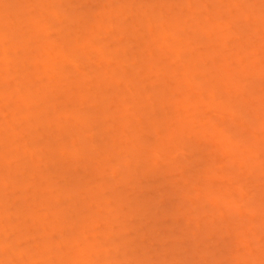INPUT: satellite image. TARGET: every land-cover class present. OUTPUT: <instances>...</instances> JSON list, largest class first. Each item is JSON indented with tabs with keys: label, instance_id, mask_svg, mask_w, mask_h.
Segmentation results:
<instances>
[{
	"label": "rangeland",
	"instance_id": "374dc122",
	"mask_svg": "<svg viewBox=\"0 0 264 264\" xmlns=\"http://www.w3.org/2000/svg\"><path fill=\"white\" fill-rule=\"evenodd\" d=\"M139 1L0 0V15H5L10 23V25L2 26H7L9 28L7 33L11 36L10 41L9 38L7 40L3 37L0 38V96L2 94V98L4 97L3 95L6 96L4 92L8 93L7 97H14L11 98L12 104L13 102L15 103V100L19 102L20 98L27 97V99H29L28 97H32L35 100H40V102L43 103L41 104V108L44 109L43 105L45 106V104L48 103L44 100L49 99L51 96H55L56 98V95H58V102L62 100L65 102L64 99L72 98L69 104H73V107L75 106L79 111H90L94 104H98L99 97L97 96L99 92L106 98H103L106 101L103 102L105 103V116L87 127H83L76 122V124L71 122L72 119H70L71 121H66L60 114H55L56 125L57 123L60 124L59 122L62 121L69 126L71 125L68 127V129L72 127L70 129L71 134H77L79 138H81V134L78 132H85V138L87 134L93 136L91 138L88 136L89 139H86L84 142L88 147V153L84 152L86 156L83 154V150L86 151V149L82 148V146L85 145L82 142L85 138L80 141L83 144L80 146V152H78V150L75 151V147H78L80 142L78 145H75L73 151L75 159L72 157L74 160L71 159L72 155H68L69 151L66 150L67 155L74 163L69 162L71 161L69 158H65L67 156L65 155L66 151L64 152L63 158L67 161L62 157L61 159L58 157L56 160L53 158L54 160L48 161V156H52L49 150L56 145L61 147V145L66 142L68 145V141L73 136L66 137L63 135L64 132L60 126H50L48 122H44L46 118L42 120L43 117L41 118V115L38 113V107L40 105L38 101H36L38 104L34 105L33 108L25 107L22 105L23 103L19 102L21 108L15 111L13 108L15 105L13 107H11L10 104V107L5 106V100L0 99V154L3 152L4 157V150L8 147V149L13 152V155L11 154L12 156H10V159L7 158V155L5 157L9 159V161L7 160L8 162L12 163L13 161V167L10 166L17 170L16 173L8 170L13 174L7 176L6 173L8 174V172L7 169H5L6 167L3 166V168V164L0 163V174H2L0 178L3 179V175L6 176L4 180H1L0 190H2L3 193H7L9 196L12 194V196L18 198L22 196V194L24 195L25 192L31 195V191L35 190H31V185L23 186L24 183L16 184L12 179L15 175H19L23 171H31L28 167L25 168L22 166H29L28 164L31 165L32 163L34 165L37 164L39 167L35 165L38 167L36 173L39 172L40 174L41 171L42 177L39 178L38 175L36 176L33 170L34 173H29L32 175H29L27 179L33 181L31 182L29 180L32 184H38V187L40 186L42 188L40 189L37 187L38 190L40 189L39 193H43V195L47 194L44 195V197L48 196L49 193L46 191L48 190L47 183L49 181L51 187L56 183V187L59 188L60 186L63 187V185H67V182L70 180L67 187L69 186L68 188L72 190V197L70 196V200L69 198L67 199L70 203L74 201L72 203L73 206L71 205L73 207V212H71V210L67 211L69 208H67V210H65V208L64 210L71 212L69 214L67 213L69 217L66 216V218H70L71 221L74 220V223H76L74 226V223L70 220H63L57 212L56 215L59 216H53L50 206H48L47 209L41 204V207L39 206L41 202L38 201L37 198H35L36 200L32 203V201H30L31 197L27 198L25 195L26 198H24L28 200L24 203H27L28 206L27 201H29L33 205L38 213L37 217H40V215L45 216L46 214L47 216H43V219L46 218V223L54 225L57 229L55 228L56 231L52 229L55 231L53 232L49 230L51 227L49 225L50 227H48L47 231H45L46 227L43 228L45 233H48L49 236L45 235L47 236L45 237L38 235L39 232L36 233V231H38L40 226L39 219L37 217L32 219V212V215L26 214L29 221L26 219L22 224H20L21 216L18 219L16 218L17 221L14 219L17 215H14L15 217L12 216L13 218L9 217L11 219L9 220L11 224L8 223V220L5 221L6 218L3 217L1 220L2 222L0 221V223L4 225L1 226L0 224V264H51L52 262H54L52 264H57V260H60L62 256L65 260L61 263V259L58 264H264V260L261 259V257L264 258V253L261 254L262 251L264 252V168L260 169L257 165L258 163L261 165L260 162L264 163V0ZM154 1H159V3L161 2L165 6L162 5L163 9L160 5V7H157L156 4H158V2L155 3ZM129 2L132 3L130 4ZM137 2L139 4H137ZM168 2L169 6L167 4ZM123 4H126V9L124 8L122 10L125 11L121 13L122 15L124 13V17H122L121 23L119 24L118 22L121 17L118 18V21L114 16L118 15L119 10L116 11V9H119L120 5ZM141 5H147L148 7L146 6L143 9L144 6ZM150 5L155 8L157 7V9L154 10L155 12L153 11L152 13L151 10L154 8H149ZM140 6L145 10L146 13L144 14H146L145 17H147H144L145 20H143L144 18L141 16L144 14H141V21L139 23V15L137 16L135 13H137V9L139 11L141 10L139 9ZM122 7H120V10ZM89 9L92 10L90 11ZM133 9H136L135 12H132ZM246 10L249 11V13ZM85 11H87V14H96L92 19L91 15H85ZM109 11H111L113 15H111ZM126 11H129L128 13L131 11L129 15H133L134 13L135 17L131 15L134 19L125 14ZM97 12L103 13L101 19L99 17L100 14L98 16ZM105 12L107 14L109 13L106 16H109L110 20L104 16L106 14ZM141 12L144 11L141 10ZM158 13L160 18L157 16ZM148 15L150 16L148 17ZM126 16L127 19H125ZM85 17L90 21L95 19L92 23L95 24L92 25L91 22H89L91 24L90 26L88 21L84 20ZM151 17L155 18V21L158 17V20L160 19L159 21L162 22V24L159 21H156V23ZM106 18L110 22V28L113 27L112 30H114V33H110L109 30H106L108 27L103 28L109 24ZM135 18L138 22H136ZM131 20H134V22H130ZM83 21L91 28L85 27ZM102 21L105 23L104 25ZM152 22L156 24L152 26L150 24ZM96 23H98L99 29ZM133 23H135V26ZM116 24H122V30L124 33L126 32L124 39L120 40V42L118 41L121 38L114 41L115 38H117L116 36L123 37V33L121 34V32H119L121 30H119L118 33L115 31L121 28L119 26H117V28L114 27ZM2 26H0V29ZM156 26L158 27L159 33ZM204 26H207V28H204ZM101 27L102 29H100ZM144 27H146V29ZM149 28H152V31H150ZM30 32L32 33L27 36ZM205 32H211L212 35H207L209 37L207 38ZM112 34L117 35L113 36ZM151 34L152 36L156 35V39L158 38L157 41L155 39L156 42L153 41L154 38L152 39ZM86 35L87 37H85ZM93 37H95L96 40L98 39L97 42L91 40ZM222 37L225 42L222 40ZM28 39L30 41H27ZM65 41L74 44L72 51L69 50L70 47L67 46L68 42ZM65 43H67V45H65ZM86 44L91 47H87ZM112 45L113 50H110V46ZM83 46H85L84 49ZM17 50L20 51L17 53ZM178 50V54L174 53V51L177 52ZM36 51L40 52L42 56L40 53L36 54ZM171 52L172 56L169 55ZM48 54L50 56L52 55V59H50L51 61L49 62L50 64L52 61H55V59H57V61L60 59L59 57L55 58V56H62L64 54L62 59L64 63L61 61L62 63L56 65V61V63H54L56 70H49L46 67H49V65H44V61H42ZM53 54L56 55L53 56ZM158 54L164 57L159 56L157 62L154 60H156L155 58H157ZM25 55L28 59H25ZM201 56L205 59L203 61L205 66L202 65L203 63H198L202 59ZM21 57H25L26 63L29 61L30 64L31 62L32 64L34 63V65L36 64L37 67L33 69L34 71L37 70L35 73H38L43 67L44 69H42V71H49L46 77L49 76L52 78L53 76L54 80L50 78L49 82L48 78L46 79V77L43 76V78H40V81L39 77L37 76V78V74L34 72L35 75L29 76L27 72L33 67L27 69V72L24 71L25 69L22 70V67L24 68L25 66L20 67L21 64L18 65V59H21ZM13 60H18L17 67L12 63ZM151 60L159 64V67L155 64L158 69L155 70L154 67L150 69L152 66L149 64ZM20 63H22V61ZM227 63L228 65H226ZM251 63H254L255 66L252 67ZM30 64L29 66H32V64ZM77 65H80V67H77ZM197 66H199V70L205 67V69H207L206 75L205 72L201 74L200 71H195L198 70ZM224 66H227L226 70H230L231 73L228 71L227 74L226 71H224ZM248 66H251L252 69ZM216 67H223L224 70L215 69ZM180 68H183V71ZM185 68L188 69L187 71L189 73ZM244 68H249L250 71L248 69L247 72L241 71L245 70ZM237 69L240 70L239 74L237 73ZM149 70H152V72H149ZM173 70H175L176 74L178 73V75H176L178 79L173 75L175 74ZM42 71L40 70V72ZM47 71H43V75H45ZM50 71L51 75H49ZM61 71H66L65 74H63L65 79L68 77V80H62L63 77L60 75ZM178 71H180V73ZM191 71L192 73H190ZM193 71H195V74ZM55 72H59V74L57 75ZM163 72L167 76L173 73L172 75L177 80L180 79L182 81H180L181 83L179 85L181 86L179 89L182 87L184 92H182V90H177L181 92L179 100H182V102L178 101L179 104L175 110L169 107L171 105L169 103L171 95L167 88L169 85L174 86L177 80H174V77L170 76L172 79H168V77L165 82V78L162 77L164 74ZM181 72L182 74L185 72V75H182ZM243 72L248 74L245 73L248 78L243 76ZM232 73L234 75L236 73L237 75L232 78ZM220 74L221 77L228 76L231 78H225V81L220 84L221 86L218 91L212 94L213 98L209 99L208 95V98L205 99L211 100L212 103L217 102L218 105L216 108H220L216 110L213 108L214 106H212V103L210 107H204L201 102H203V98L209 94L206 82L212 81L214 83L215 81L212 79L218 78ZM179 75L187 78L190 76L189 78L191 81H189L192 82L194 86H190V84L187 86L189 78L185 80V77L180 78ZM26 76L31 77V79ZM69 77H72L71 82ZM235 77H244L241 78L243 80L246 78L245 81L241 79L239 81V78H237L238 82H236V84L239 83L240 85L238 89H236V85L232 84L237 81L235 80L233 82ZM44 78L46 80H44ZM247 79L249 80L247 81ZM30 80L33 81L31 82ZM139 80L145 83L143 82L142 85H140L141 81ZM67 81L71 83V86L69 85L71 89L66 93H62V90H59L61 95L53 91V89L57 91V88H54L57 86L58 89L62 88L65 92L64 89L68 87ZM241 81L244 83V86ZM7 82H10V85ZM47 82L50 83L52 87L54 86L52 92L50 91L51 86H48V90L46 89L48 85ZM43 83L44 85L46 83V86H44ZM176 85H178V83ZM40 87H42V89H40ZM138 87L143 88L139 89ZM212 87L214 88V86ZM127 88L129 89L127 90ZM216 88L217 86H215L214 89L216 90ZM231 89L237 91L233 92ZM18 90L20 93L17 92ZM163 91L164 94L168 93L167 95H169V98L163 94L160 95V97L165 96V99L167 98L166 100H168L170 105L168 106V104L163 103V108L159 110L160 106H158V109L156 108L157 105H159L157 102V98L159 97L158 93L161 94ZM253 94L257 97L255 99L256 102L251 101L250 103L253 104H250L248 103L250 100H246L245 103L244 100L247 96L249 99L250 96L253 99L255 98ZM59 95H61V97ZM30 99L26 101L29 102V104H31ZM100 99L103 100L102 98ZM162 100L160 99V101ZM139 101L144 102V106L147 107H143V113H146L144 116H149L147 112L151 109L154 111L157 109V111L153 114L152 112L150 113L152 114L150 115L152 119H147V117L142 118L143 123L138 126H141L145 131L142 130V137H139H144V139L143 141L141 138L138 139H140L141 141H139L143 142V144L137 145V149L133 150L131 148L134 146H131L130 142L135 138V130L132 131L133 129H130L127 122H133V116H135V114H137L135 116L137 119L138 116L140 118L141 112L137 113L135 108H133L134 106L131 105L134 103L136 105L137 102L139 104ZM231 101L234 102L233 105L239 103L245 106H241L242 108H240V111H242L243 108L246 109L239 112L240 114L238 113L239 116L242 115L244 119L243 123L241 122L243 120L242 117H235L239 122L233 118V121L235 120L237 122L235 124V121L233 122L230 120L232 116H227L226 113L228 109L232 108V106L230 108L227 107ZM126 102L128 103L127 107L124 106V103L127 105ZM142 102L140 103L141 105L143 104ZM49 103L48 105L50 106ZM203 104L205 105L204 102ZM245 104H247V106ZM235 105L233 108H235L234 110L237 112L239 111L236 110L238 104L237 107H235ZM91 106L92 108H90ZM148 107L150 109H148ZM50 108L51 106L49 109ZM95 109L96 108H94V110ZM21 113L25 114L22 115ZM98 114L99 112L96 111L94 116ZM170 114H172L173 117L170 116ZM115 116H121V119L119 118L120 121L118 119L114 121ZM169 118H173V120H175L174 123L177 124L174 127L173 125L170 126L173 130L177 129V126H179V128L181 127L177 133V137L183 140L188 148L172 149L171 152H174L173 154H161L160 157L157 159L155 158V160L153 157L154 154L151 153L152 150H156L157 147H155V149L153 146L151 150L149 145L154 143L152 145H157L160 149V145L166 142L169 123L164 122H167ZM57 120H59V122ZM121 120L124 122L126 121L125 126L121 125V123H123ZM149 120H151V122L152 120L156 122L159 121L163 123V125H161L159 129H152ZM99 121L105 123L103 129L101 125L98 127L97 123ZM130 125L132 126L133 124ZM153 126L155 127V125ZM169 130L171 129L169 128ZM29 133L30 135L27 136ZM60 142L61 144L59 145ZM115 142H117V144H115ZM128 143L130 144L128 145ZM110 144L115 150L110 148V151L108 148ZM117 145L119 146L117 147ZM58 146L53 149H56ZM145 146L147 148L149 147L150 150L144 148ZM167 146L168 145H165V147ZM105 147H107L110 152L106 150ZM31 148L34 149H32L31 153L35 151V156L30 153L34 158L29 155ZM103 148L104 151L106 150V153L107 151L109 152L110 156H112L113 153L114 155L112 156L113 158L109 157V154L108 156L105 155L107 160H109L108 157L110 158L111 161L109 160L108 162L110 164L105 163V161L103 164L107 167L100 168L103 167L101 161L106 159V157L104 159V155H102L106 154L105 152L103 153ZM145 149L148 150V155ZM10 150L6 151L9 152ZM62 151L60 150V152ZM47 153L50 155H47ZM80 153L84 157L82 160L86 159L88 157L87 155H92L91 161H96L97 163L89 162L90 158H88L89 160L86 159V161L88 164L90 163V167H86L88 164L85 163V160H81ZM98 153H100L99 156H103L104 160H97ZM144 153L147 157L150 154L151 157H149V159L153 158L152 163L154 165V169H151V173L149 172L146 176H144V172L148 167L144 172H142L140 168L143 167L141 166L142 163L146 162L140 159L142 155L144 156ZM137 154L141 156L139 159ZM46 155L47 158L45 159ZM77 156L78 159H76ZM115 156L120 158L118 159L117 157L115 159ZM146 156L144 157L146 158ZM95 157L97 158L93 159ZM28 158L30 160L33 158L34 160L28 161ZM1 160L2 159H0V161ZM75 160H78V162ZM138 160L142 161H140L141 163L139 162L141 164L140 167L138 166L139 163H137ZM2 161H4L3 163L5 164V160ZM154 161L156 162L154 163ZM98 163L100 166L97 165ZM134 164L138 167H134ZM7 165L9 166V163H7ZM61 165H63L65 172L66 170L70 171V177H67L68 179L63 178L64 174L62 176L66 184L64 180L59 177L61 169L58 170V168L61 167ZM148 166L150 165L148 164ZM262 166L264 167L263 164ZM31 168H34V166ZM135 169L136 171H134ZM138 170L140 172H138ZM69 171L66 172L68 175ZM98 172L100 175L97 174ZM258 172L262 174L260 175ZM22 174V178L26 179L28 174H26V172ZM95 174L106 179L107 182L114 183L115 185L110 183L113 189L116 185L118 188H115L116 190L114 191L110 186L114 191L111 190L112 193L107 187L101 189L104 181L102 178L99 179V177L94 178ZM33 176L38 178H34ZM107 182L105 186L108 185ZM26 183H28V181H26ZM238 185L244 189L241 190L243 191L242 193L239 191L241 188H239ZM66 190L64 189V192ZM55 191L57 193V189L54 190V193L52 191V193L55 194ZM99 191L101 192L99 193ZM95 193L97 195L100 194L101 197L104 198L101 204L95 203L98 202ZM50 194L51 193H49V195ZM58 194L61 195V193ZM62 194L64 195V193ZM69 194L70 191L68 195L65 194L66 197L69 196ZM12 196L10 199L13 198ZM45 198L48 199L49 197ZM94 198L97 200L95 201ZM21 199H23V196ZM32 199H34V197ZM55 199L57 200L58 197H55ZM7 202H9V199ZM43 203L47 205L46 199L44 198ZM61 203L62 202H60L58 207L63 205V203ZM64 203L65 206L70 205L66 201ZM238 204L239 209H237L236 206ZM12 207H15V204L14 206L12 205ZM12 207L7 209L11 211L13 210ZM3 208H5V205H3L0 199V215H3ZM23 208L22 210H24ZM31 209L30 210L33 211V208ZM55 209L53 211H55ZM79 210L81 212H79ZM13 211L11 212L14 214L16 210ZM7 212L8 211H6V214ZM71 214L73 215L70 216ZM64 215H62V217ZM250 220H252L253 223L250 222ZM5 223H7V225H5ZM39 231L42 234L44 233L41 229H39ZM50 231L52 232L49 233ZM103 234L109 236H104ZM48 241L50 242L47 243ZM51 241L53 243H51ZM123 243H125V246ZM103 252H105V254ZM47 253H49V255ZM76 253L78 255L82 253L83 255L77 256ZM75 255L77 261L74 259ZM259 256L260 259L257 261L256 257L258 258ZM50 257L52 261H49ZM52 257L54 258L52 259ZM78 257H81L85 263L83 261L81 263ZM71 258L73 261H70L72 260ZM130 258L135 260L129 261ZM67 259L68 262L71 263H68ZM136 259L138 263H136ZM140 259H142V262ZM74 260L76 262H74Z\"/></svg>",
	"mask_w": 264,
	"mask_h": 264
},
{
	"label": "bare ground",
	"instance_id": "6f19581e",
	"mask_svg": "<svg viewBox=\"0 0 264 264\" xmlns=\"http://www.w3.org/2000/svg\"><path fill=\"white\" fill-rule=\"evenodd\" d=\"M138 1H139V0H138ZM139 2H140V1H139ZM154 2H155V3L158 2V4H156L157 7H158L159 5L161 6V8H162L163 6H165V5H163L161 2H160V3H161V4H160L159 1H157V2L154 1ZM129 3H130V2H129ZM131 3H132V2H131ZM131 3H130V4H131ZM163 3H164V2H163ZM130 4H129V7H130ZM135 4H136V3H135ZM137 4H139V3L137 2ZM153 4H154V3H153ZM165 4H166V3H165ZM167 4H168V6H169V2H168ZM170 4H171V3H170ZM125 5H126V4H125ZM125 5H124V4H123V5H120V7L124 6V7H122L121 10H120V7H119V9H118V8H117V9L114 8V9H116V11L119 10L118 15H117V16H116V15L114 16V18H117L116 20H118V18L121 17V18H120V21L118 20V21H119V22H118L119 24L121 23V19H122V17H124V13H123V15H122L121 13H122V12H125V11H122L124 8L126 9ZM154 5H155V4H154ZM162 5H163V6H162ZM131 6H132V5H131ZM141 6H144V5H141ZM141 6L139 7V9H141V10L144 11V12H141V10L139 11V10L136 8V9H137V11H136L137 13H135L137 16L139 15V17L141 16V14L146 13L145 10H143V9H144L147 5H145V6L143 7V9L141 8ZM160 6H159V7H160ZM166 6H167V5H166ZM127 7H128V5H127ZM147 7H148V6H147ZM150 7H152V6L150 5L149 8H150ZM157 7L155 8V7L153 6L152 9H153V8H154V9H153V10L150 9V10L152 11V13H153V11H154L155 9H157ZM95 8H96V7H95ZM149 8H148V9H149ZM136 9H135V10H136ZM162 9H163V8H162ZM55 10H56V9H55ZM89 10L91 11L92 9H89ZM110 10L113 11L112 9H110ZM135 10L133 9L132 12H135ZM146 10H147V9H146ZM251 10H252V8H251ZM251 10H250V12H251ZM93 11H94V10H93ZM101 11H102V10H101ZM111 11H109V13H110ZM116 11H115V12H116ZM138 11H139V12H138ZM246 11H247V10H246ZM56 12H57V10H56ZM85 12H86L85 15H88V16L91 15V13H90V14H87V11H85ZM107 12H108V11H107ZM128 12H129V11H128ZM128 12L126 11L125 14L129 15V14L131 13V11H130V13H128ZM154 12H155V11H154ZM247 12L249 13V11H247ZM88 13H89V11H88ZM105 13H106V12H105ZM105 13H104V14H105ZM109 13H108V14H109ZM138 13H140V14H138ZM147 13H150V12H147ZM95 14H96V13H95ZM95 14H92V15H91V16H92V19H93V16H95ZM97 14H98V16H99V14H100L99 17H100V19H101V16H102L103 13H101V12H100V13L97 12ZM108 14L106 13L104 16L107 17L106 15H108ZM114 14H115V13H114ZM116 14H117V12H116ZM135 14L133 13L134 17H135ZM111 15H113L112 12H111ZM120 15H121V16H120ZM131 15H132V14H131ZM131 15H129L130 18L134 19V17H131ZM133 15H132V16H133ZM145 15H146V14H144V15L141 16V17L144 18ZM150 15L153 16L152 14H150ZM150 15H148V17H149ZM154 15H155V14H154ZM88 16H87V17H88ZM129 16H128V18H129ZM157 16H158V17L160 16L159 13L157 14ZM87 17H85L84 20L88 21V23L91 22V24H92L93 21H94L95 19H94L93 21H90V20H87V19H86ZM102 17H103V16H102ZM105 17H104V18H105ZM139 17H138V19H139V23H140V21H141V20H140L141 17H140V18H139ZM146 17H147V16H146ZM146 17H145V18H146ZM158 17H157V19H156L157 22L160 20V19L158 20ZM88 18H89V17H88ZM96 18H97V16H96ZM107 18H109V20H110V17H109V16H108ZM107 18H106V19H107ZM112 18H113V17H112ZM145 18H144L143 20H145ZM151 18L154 19V21H155V18H153V17H151ZM159 18H160V17H159ZM92 19H91V20H92ZM125 19H127V16L125 17ZM111 20H112V19H111ZM114 20H115V19H114ZM116 20H115V21H116ZM135 20H136V18H135ZM146 20H147V19H146ZM161 20H162V19H161ZM96 21H97V20H96ZM107 21H108V19H107ZM123 21H124V20H123ZM132 21L134 22V20H131L130 22H132ZM156 21H155V22H156ZM207 21H208V20H207ZM108 22H109V21H108ZM136 22H138V20H136ZM136 22H135V23H136ZM144 22H145V21H144ZM157 22H156V23H157ZM159 22H160V21H159ZM83 23H84V21H83ZM98 23H99V22H98ZM98 23H96V26H97V28L99 29V27H98V25H97ZM102 23H103V21H102ZM111 23H112V21H111ZM116 23H117V22H116ZM124 23H125V22H124ZM135 23H133L134 26H135ZM142 23H143V21H142ZM147 23H148V21H147ZM156 23L153 24V22H152V23H150V24L153 26V25H155ZM160 23L162 24V22H160ZM160 23H159V24H160ZM200 23H201V22H200ZM84 24H85V23H84ZM91 24L89 23L90 26H91ZM94 24H95V23H94ZM94 24H92V25H94ZM100 24H101V22H100ZM104 24H105V23H103V25H104ZM119 24H116V26H114V25H113V26L116 27V28H117V26L121 27L122 24H121V25H119ZM126 24H127V23H126ZM126 24H125V25H126ZM133 24H132V26H133ZM198 24H199V23H198ZM2 25H10V23H9L8 20L6 19L5 15H0V26H2ZM12 25H13V23H12ZM89 25L87 26V25L85 24L84 26H85V27L87 26V27L89 28V27H90ZM108 25H109V26H108ZM108 25H107L106 27L104 26L103 28H107V27H108V29H106V30H109L110 33H111V32L114 33V30H112L113 27L110 28V22H109ZM111 25H112V24H111ZM137 25H138V24H137ZM157 25H158V24H157ZM205 25H207V24H205ZM126 26H128V25H126ZM92 27H93V26H92ZM119 27H118V28H119ZM156 27H157V26H156ZM205 27L207 28V26H204V28H205ZM90 28H91V27H90ZM116 28H114V29H116ZM122 28H123V27H121V28H119V29H117V30H115V31L118 33V31L121 30V31H119V32H121V34L123 33V34H122L123 37H118V36H116L117 34H116V35H115V34H112L113 36H116V37H117V38L114 37V38H115L114 41H117L118 38H121V39H119L118 42H120V40H123V39H124V36H125L126 32L124 33V31L122 30ZM124 28H125V27H124ZM144 28L146 29V27H144ZM8 29H9V28H8L7 26H2V27H1V29H0V38H1V37L6 38L5 40H7V39L9 38V41H10V37H11V36H10L9 33H7ZM100 29H102V27H101ZM110 29H111V30H110ZM151 29H152V28H149L150 31H152ZM154 29H155V28H154ZM156 29H157V31H158V27H157ZM124 30L127 31L126 29H124ZM202 30H203V28H202ZM202 30H201V31H202ZM204 30H205V29H204ZM150 31H149V32H150ZM205 31H206V30H205ZM31 33H32V32L28 33L27 36H29ZM155 33H156V30H155ZM158 33H159V31H158ZM205 33H206V36H207V35H209V36L212 35L211 32H205ZM132 34H133V33H132ZM134 34H135V33H134ZM137 35H138V33H137ZM202 35H203V33H202ZM151 36H152V34H151ZM204 36H205V35H204ZM222 36H223L224 38H226L224 35H222ZM85 37H87V35H86ZM157 37H158V36H157ZM223 37H222V40L225 42V40L223 39ZM153 38H154L153 41H155V39H156V35H155V36H152V39H153ZM207 38H209V37L207 36ZM85 39H86V38H85ZM91 40H92V41L94 40V41L97 42L98 39L96 40V38L93 37V39H91ZM91 40H90V41H91ZM157 40H158V38L156 39V41H157ZM27 41H30V40L28 39ZM90 41H89V42H90ZM94 41H93V42H94ZM156 41H155V42H156ZM65 42H68V45H67V43H65V45H67L68 47H70L69 50L72 51V50H73V47H74V46H73L74 44H73L72 42H70V43H71V44H70L69 41H65ZM155 42H154V43H155ZM114 45H115V44H114ZM176 45H177V44H176ZM178 45H179V44H178ZM86 46H87V44H86ZM84 47H85V46H83V49H84ZM87 47H91V46L89 45V46H87ZM87 47H86V48H87ZM110 47H111L110 50H113V49H112L113 45L110 46ZM161 48H162V47H161ZM171 48H172V47H171ZM29 50H30V49H29ZM36 50H37V49H36ZM19 51H20V50H19ZM19 51L17 50L16 52L18 53ZM33 51H35V50H33ZM119 51H120V50H119ZM119 51H118V52H119ZM29 52H30V51H29ZM118 52H117V53H118ZM178 52H179V50H178L177 52L174 51V53H177V54H178ZM37 53L39 54L40 52L36 51V54H37ZM49 53H50V52H49ZM152 53H154V52H152ZM152 53H151V54H152ZM179 54H180V53H179ZM27 55H28V54H27ZM29 55H30V54H29ZM32 55H33V54H32ZM40 55H41V53H40ZM55 55H56V54H55ZM55 55L53 54V56H55ZM61 55H62V54H61ZM63 55H64V54H63ZM63 55H62V56H59V55H58V56H55V58H56V57H57V58H58V57L60 58V59L58 60L59 62L57 61V59H55V61H52V62H51V64H53V65H51L49 62L51 61L50 59H52V57H51L52 55L50 56V55L48 54V55L45 57V59L42 60V61H44L43 64H44V65H45V64L49 65V67L46 66L49 70H56V68H55L56 66L54 65V63H56V61H57L56 65L62 63V62L64 61V60H62L63 57H64ZM169 55L172 56V52H171V54L169 53ZM25 56H26V55H25ZM34 56H35V55H34ZM34 56H33V57L31 56V57H32V58H35ZM41 56H42V55H41ZM41 56H40V57H41ZM156 56H157V55H156ZM159 56H162V55H159V54H158L157 58H155L156 60H154V59H153V60L158 62ZM170 56H169V57H170ZM202 56H203V55H202ZM202 56H201V58H202L201 61H202V62H201V61H199V62L197 61V62H198L199 64H200V63H201V64L203 63L202 65L205 66V64H204V62H203L205 59H204ZM22 57H23V56H22ZM22 57H21V59H18L19 62H18V60H13V61H12V63L14 64V66L17 67V66L20 65V64H21L20 67H21V66H25L24 68L22 67V70L25 69L24 71H26V72L28 71L27 69H29L30 67H33V68H30L29 71L27 72V74H29V76H30V75H33L35 72H37V70H35V71L33 70V69H35L34 67H37L36 64L34 65V63L32 64V62H31L32 66H29L30 62L27 60L28 63H26V61H25V59H28L27 56H26V58L24 57L25 59L22 58ZM61 57H62V58H61ZM162 57H164V56H162ZM162 57H161V58H162ZM167 57H168V56H167ZM32 58H31V59H32ZM22 59H24V60H22ZM88 59H89V58H88ZM163 59H164V58H163ZM32 60H33V59H32ZM21 61H22V63H20ZM42 61H41V62H42ZM61 61H62V62H61ZM6 62H7V64H8V61H7V60H6ZM10 62H11V61H10ZM17 62L19 63L18 65H17ZM157 62L155 63V62H153V61L151 60L149 64H150V66H151V65H152V66H151V67L148 66V67H150V69H151L152 67H154L155 70L158 69L159 64H157ZM63 63H64V62H63ZM152 63H154V64H152ZM31 64H30V65H31ZM149 64H148V65H149ZM155 64H156L158 67H157ZM229 64H230V63H229ZM253 64H254V63H251L252 67L255 66V64H254V65H253ZM26 65H27V66H26ZM153 65H155L156 67L153 66ZM196 65H197V64H196ZM226 65H228V63H227ZM41 66H42V65H41ZM51 66H52V67H51ZM27 67H28V68H27ZM38 67H39V66H38ZM77 67H80V65H77ZM197 67H198V70H195V71H198V72L200 71L201 74H202V72H205V75H206V70H207V69H205V67L203 68V67L201 66V67H202L203 69H205V70H203V69H202V70H199V66H197ZM224 67H225V70L223 69V67H216L215 69H217V68L220 69V70L223 69L224 71H226L227 74H228V71L231 73L230 70H228V71L226 70V69H227V68H226L227 66H224ZM248 67H249V66H248ZM250 67H251V66H250ZM250 67H249V68H250ZM252 67H251V69H252ZM47 68H45V69H47ZM50 68H51V69H50ZM58 68H60V67H58ZM249 68H247V69L250 71ZM37 69H38V68H37ZM42 69H44V68L42 67ZM42 69H40V70L42 71ZM148 69H149V68H148ZM148 69H147V70H148ZM162 69H164V68H162ZM180 69L182 70L183 68H180ZM180 69H179V70H180ZM185 69H186V68H185ZM228 69H229V66H228ZM244 69H245V70H241V71H246V72H247V69H246V68H244ZM40 70H39V72H40ZM168 70H169V69H168ZM181 70H180V71H181ZM187 70H188V69H186V71H187ZM223 70H222V71H223ZM237 70H238V69H237ZM43 71L46 72L47 70H46V71L43 70ZM43 71L40 72V73H39V72H38V73H35V74H37L36 77L38 76L40 81H41V79H40L41 77H42V78H43V76L46 77V76L48 75V73H49V71H47V73H45V75H43V74H44ZM161 71H162V70H161ZM173 71H174V73H175V70H173ZM180 71H178V72L180 73ZM182 71H183V70H182ZM186 71H185V72H186ZM195 71H193L194 74H195ZM239 71H240V70H238V72H237L238 74H239ZM249 71H248V74H249ZM30 72H31V73H30ZM33 72H34V73H33ZM65 72H66V71H65ZM65 72H64V71H61V72H60V73H61L60 75L63 77L62 80H68V77H67L66 79H65V77H64ZM149 72H152V70H151V71L149 70ZM164 72H165V70H164ZM164 72H163V73H164ZM167 72H168V71H167ZM169 72H171V71H169ZM176 72H177V71H176ZM185 72H183L184 75H185ZM187 72H188V71H187ZM234 72H235V70H234ZM246 72H243V76H245V77H246V74H247ZM55 73H57V72H55ZM63 73H64V74H63ZM161 73H162V72H161ZM188 73H189V72H188ZM190 73H192V71H191ZM230 73H229V74H230ZM240 73H241V72H240ZM245 73H246V74H245ZM250 73H251V72H250ZM27 74H26V75H27ZM35 74H34V75H35ZM46 74H47V75H46ZM58 74H59V72L57 73V75H58ZM170 74H171L170 76H172V77H174V76L176 77V75H178V73H177V74H176V73H175V74L170 73ZM172 74H173L174 76H173ZM181 74H182V72H181ZM183 74H182V75H183ZM201 74H200V76H201ZM248 74H247V75H248ZM49 75H51V71H50V74H49ZM53 75H54V74H53ZM57 75H56V76H57ZM60 75H59V78H60ZM182 75H179L180 78H184V77H185V76H184V77H181ZM187 75H188V74H187ZM190 75H192V74H190ZM203 75H204V74H203ZM235 75H237V74L235 73ZM235 75L232 73V75H231L232 78H233V76H235ZM249 75H250V74H249ZM29 76H26V77L28 78ZM56 76H55V77H56ZM165 76H166V77H165ZM170 76H167V75H165V73H164L162 77L165 78V79H164V78H163V79H164V81L166 82V78L169 77L168 79H172V77L170 78ZM193 76H194V75H193ZM238 76H240V75H238ZM33 77H34V76H33ZM33 77H32V78H33ZM38 77H37V78H38ZM175 77H174V80H175L176 78L178 79V77H176V78H175ZM189 77H190V76H189ZM189 77H188V78H189ZM203 77H204V76H203ZM222 77H223V79H222ZM222 77H221V74H220V76H219L218 78H215L216 80H215V79H212L213 81H215L214 83H213L212 81H211V82H209V81L206 82L207 85H208V89H209L208 93H209V94L206 95L207 97L205 96V98H203L204 100H205L206 98H208V95H209V99L213 98V95H212V94H213V93H216V92L218 91L219 87L221 86L220 84H222L223 81H225V78H226V79H227V78H231V77H228V76H222ZM29 78L31 79V77H29ZM34 78H35V77H34ZM47 78H48V81L50 82L49 79H50L51 77L48 76V77H46V79H47ZM52 78H53V80H54V77H53V76H52ZM52 78H51V79H52ZM69 78H70V77H69ZM186 78H187V77H185L184 79L187 80L188 78H187V79H186ZM191 78H192V76H191ZM219 78H220V79H219ZM237 78H239V81H240V79H241V78H244V77H237ZM237 78L235 77V78L233 79V82H234L235 80H237ZM246 78H248V77H246ZM246 78H245V79H246ZM46 79L44 78V80H46ZM143 79L145 80L144 77H143ZM143 79H142V80H143ZM177 79H176V80H177ZM184 79H182V80H184ZM217 79H218L219 81H218ZM245 79H244V80L241 79V80L245 81ZM53 80H52V81H53ZM71 80H72V77L70 78V82H71ZM189 80H190V78L188 79V84H187V86H188L189 84H190V86H191V85L194 86V84H192V82H190L191 80H190V81H189ZM248 80H249V79H247V81H248ZM30 81L32 82L33 80H30ZM35 81H36V80H35ZM42 81H43V80H42ZM139 81H141V80H139ZM145 81H146V80H145ZM180 81H181L180 79L177 80L176 83L174 84V86H172V85H169V86H168L167 90H169L168 92H170V95H171L170 98L168 97L169 95H167L168 93H167V94H166V93L164 94V91H163V93H161V94L158 93L159 97H158V95H157V97H158V98H157V100H158L157 102L159 103V105L156 104V105H157V107H156L157 109H158V106H160V109H159V110H161V109L163 108V105H164L163 103L168 104V106L171 104L169 107H170V109L174 108L173 110H175V108L178 107L179 102H182V100H181V101L179 100V96H180V93H181V92H179V91H177V90H182V92H184L183 89H182V87L179 89V87L181 86V85H179V84L182 82V81H181V82H180ZM67 82H68V81H67ZM70 82H68V87H69V88L67 87L68 89H67V88L64 89L65 92L63 91L62 88L58 89L57 86H55V87L53 86L54 88H57V89H56L57 91H55V90L53 89L52 85H51L50 83H48V82H47V84H48L47 86H46V83H45V85H44V83H43V85L47 87V88H46L47 90L49 89L48 86H49V87L51 86V90H50L51 92H52V89H53L54 92L61 94V92H60L61 90H62V93H66L68 90L71 89V87H70V86H71V83H70ZM143 82H144V81H141V82H140L141 84H140V83H139V84L142 85ZM189 82H190V83H189ZM216 82H217L218 85L216 84ZM236 82H238V80L235 81V82L232 83V84L236 85V89H238V88L240 87V85H239V83L236 84ZM241 82H242V81H241ZM7 83H9V85H10V82H7ZM144 83H145V82H144ZM177 83H178L179 86L176 85ZM208 83H209V84H208ZM211 83H212V85H211ZM242 83H243V82H242ZM249 83H250V82H249ZM249 83H248V84H249ZM248 84H247V85H248ZM251 84H253V83H251ZM69 85H70V86H69ZM175 85H176V88H175ZM234 85H233V86H234ZM170 86H171V87H170ZM177 86H178V87H177ZM212 86H214V88H215V86H217L216 90H215ZM243 86H244V83H243ZM253 86H254V85H253ZM209 87H210V88H209ZM241 87H242V86H241ZM251 87H252V86H251ZM251 87H250V88H251ZM44 88H45V87H44ZM138 88H139V87H138ZM140 88H141V87H140ZM140 88H139V89H140ZM142 88H143V87H142ZM142 88H141V89H142ZM172 88H173V89H172ZM231 88H232V87H231ZM253 88H254V87H253ZM40 89H42V87H40ZM128 89H129V88H127V90H128ZM175 89H176V90H175ZM208 89H207V90H208ZM233 89H235V88H233ZM240 89H241V88H240ZM59 90H60V91H59ZM130 90H131V89H130ZM231 90H232V89H231ZM141 91H142V90H141ZM232 91H233V92H236L237 90H232ZM17 92L20 93L19 90H18ZM38 92H39V91H38ZM124 92H125V91H124ZM126 92H127V91H126ZM4 93L6 94V96L3 95L4 97L2 98V94H1L0 99H4V100H5V101L3 100L5 106L10 107V105H11V107H13V106L15 105V107H13L15 111H16V110H19V109L21 108V107H20V105H21L20 103H23L22 105H24L25 107H31V108H33L34 105H37L38 103H40L39 107L36 106V107L39 108L38 113H39V115H41V118L43 117L42 120H45L44 118H46V121H44V122H48V124H49L50 126H54V125H56L55 114H57V113L60 114L61 117L64 118V120L67 121V120L72 119V121L70 120L71 122H74V123L76 122V123L79 124V125L81 124V126H83V127H84V126L87 127V126H89V125H92L93 123H95L96 121H98V119H102V117H104L105 114H106V112L104 113V106H105V103H103V102H106V101L103 99V98H105V97H104V95H101L100 92H99V95H100V96H99V95L97 96V97H99V103L96 104V105L94 104V105H93V108H92V106H91L90 108H92V109H91L90 111H88V110H87V111H86V110H85V111H79L78 109L75 108V106L73 107V104H69V102H71L72 98L64 99L65 102H64L63 100L58 102V98H57L58 95H56V96H57L56 98H55V96H54V97L51 96L49 99L44 100V101H46V102H48V103L51 101V102L49 103L50 106H51L50 109H49L50 106L48 105V103H46L45 106L43 105L44 109L41 108V107H42L41 104H43V103L40 102V100L38 101L37 99H36V100L33 99L32 97H28L29 99H30V98L33 99V100L30 99V101H31L30 103H31V104H29V102H26V101H29V99H27V97H26V98H20V100H19L20 103L17 102V101L15 100V103L13 102V103L11 104V98H14V97H12V96H11V97H7V96H8V95H7L8 93H6V92H4ZM4 93H3V94H4ZM36 93H37V92H36ZM141 93H142V92H141ZM9 94H10V92H9ZM37 94H39V93H37ZM162 94L165 95V96H167V97L169 98V103H170V104L168 103V100H166L167 98L165 99V96H164V97H163V96L160 97V95H162ZM250 94H251V93H250ZM19 95H20V94H19ZM61 95H62V94H61ZM61 95H59V96L61 97ZM140 95H142V94H140ZM253 95H255V94H253ZM253 95H252V96H253ZM154 96H155V95H154ZM6 97H7V98H6ZM155 97H156V96H155ZM247 97H248V96H247ZM247 97H246L245 100H244L245 103H246V100H247V101L250 100V101H248V103H250L251 101H252V102H256V101H255V99L257 98L256 95L254 96V97H255L254 99L251 98V96H250V99L247 98ZM51 98H52V99H51ZM100 98H102L103 100H101ZM159 98H160L161 100H162V99H163V100L160 101ZM172 98H173V99H172ZM56 99H57V100H56ZM59 99H60V98H59ZM105 99H106V98H105ZM143 99H144V98H143ZM164 99H165L166 101H165ZM203 99H202V100H203ZM251 99H252V100H251ZM47 100H48V101H47ZM49 100H50V101H49ZM55 100H56V101H55ZM204 100H203V102L205 103V105L203 104V102H201L202 105H203L204 107H210V106H211V103H212L211 100H208V99H207L208 102H207V100H205V101H204ZM36 101H38V103H37ZM53 101H54V102H53ZM142 101H144V100H142ZM142 101H141V102H142ZM159 101H160V102H159ZM164 101H165V102H164ZM178 101H179V102H178ZM232 101H235V100H232ZM232 101H231V102H232ZM242 101H243V100H242ZM56 102H57L58 104H57ZM123 102H125V101H123ZM139 102H140V101H139ZM141 102H140V103H141ZM157 102H156V103H157ZM231 102H229V104H228L227 107L230 108V107L232 106V108L228 109V112H227L226 114H227V116L229 115L228 117L232 116V118H231L230 120L233 121V118L235 119V117H240V118H241L242 115L239 116V114H240L239 112H242V111H243L244 109H246V108H243V110L240 111V108H242L241 106H243V107H245V106H244L243 104L236 103V105L234 104L235 107H237V104H238V108H239V109L236 108V110H239V111L236 112V111L234 110L235 108H233V107H234V105H233L234 102H232V103H231ZM235 102H236V101H235ZM27 103H28V104H27ZM35 103H36V104H35ZM51 103H52V104H51ZM140 103L138 104V102H137L136 105H135V103H134V104H131V105L134 106L133 108H135V110H136L137 113H138V112H139V113L141 112V113H140V115H141L140 118H139V116H138V119H137V117H135L137 114H135V116H133L134 121H133V122L131 121V123H128V122H127V124H128V126L130 127V129H131V130L133 129L132 131L135 130V132H134V133H135V138H133V139H132L133 141L131 140L132 142H130V143H131V146H134V147H132V148L130 147V148L133 149V150H134V149H137V145H142V144H143V142H140L141 140L138 139V138H141V137H142V136H141V132H142V130L145 131L144 129L141 128V126H138V125H141V123H143V122H142V118H143V117H147V119H148V118L152 119V116H150V115H152L154 112L157 111V109H156L155 111H154L153 109H151L149 112H147V114L149 113V116H148V115H147V116H144L146 113H145V114L143 113V111H144L143 109H144L146 106H144V104H145L144 102H142V103H143L142 105H141ZM214 103H215L216 105H215ZM240 103H242V102H240ZM9 104H10V105H9ZM126 104H127V105H125V103H124V106L127 107V106H128V103L126 102ZM213 104H214V105H213ZM231 104H232V105H231ZM250 104H253V103H250ZM30 105H31V106H30ZM139 105H140V106H139ZM202 105H200V106L203 107ZM217 105H218L217 102H213V103H212V106H214L213 108H215L216 110H218V108H220V107L216 108ZM245 105L247 106V104H245ZM46 106H47V107H46ZM48 106H49V107H48ZM136 106H137L138 108H137ZM172 106H173V107H172ZM200 106H199V107H200ZM250 106H251V105H250ZM70 107H71V108H70ZM143 107H144V108H143ZM164 107H165V106H164ZM253 107H254V106H253ZM94 108H96V109L94 110ZM133 108H132V109H133ZM146 108H147V107H146ZM251 108H252V107H251ZM47 109H49V110H47ZM148 109H150V108L148 107ZM231 109H232V110H231ZM254 109H255V108H254ZM93 110H94V111H93ZM146 110H147V109H146ZM146 110H145V111H146ZM257 110H258V109H257ZM48 111H49V112H48ZM96 111H98L99 114H98L97 116H94L95 113H96ZM229 111H231V112H229ZM245 111H247V110H245ZM151 112H152V114H150ZM255 112H256V111H255ZM259 112H260V111H259ZM261 112H262V111H261ZM48 113H50V114H48ZM134 113H135V111H134ZM238 113H239V114H238ZM257 113H258V112H257ZM21 114L24 115L25 113H21ZM103 114H104V115H103ZM241 114H242V113H241ZM245 114H246V113H245ZM258 114H260V113H258ZM49 115H50V116H49ZM170 116H172V114H170ZM49 117H52V118H49ZM61 117H60V118H61ZM172 117H173V116H172ZM48 118H49V119H48ZM60 118H59V120H60ZM119 118L121 119V116H119V117L115 116V117H114V121H117V119L120 121ZM154 118H155V117H154ZM154 118H153V119H154ZM240 118H238V119H240ZM57 119H58V118H57ZM242 119H243V117H242ZM242 119H241V120H242ZM59 120H57V121L59 122ZM73 120H74V121H73ZM136 120H137V121H136ZM166 120H167V119H166ZM235 120H236V119H235ZM235 120H234V121H235ZM128 121H129V120H128ZM149 121L151 122V120H149ZM174 121H175V120H173V118H169V120H168L167 122H166V121L164 122V123H169V128H170L171 130H169V128H167V130H168V134L166 135V142H165L164 144H161V145H160V149L158 148L157 145H152V144H154V143H151V144H150V145H152V146L149 145V147H150L151 150H152L153 146H154V148L157 147V149L155 148L156 150H154V149L152 150V153H151V151H150L151 154H154V156H153L154 159H155V158H156V159L159 158L161 154H163V155H164V154H165V155H171V154H173L174 152H171L172 149L175 150V149H178V148H179V149H186V148H188V147L186 146V143H185L183 140H181L179 137H177V136H178L177 133L179 132V130L181 129V127L179 128V126H177V129H174V130L172 129V127H170V126H172V125H173V127H174L175 125H177L176 123H174ZM234 121H233V122H234ZM236 121H237V120H236ZM236 121L234 122L235 124H236L237 122H239V121H237V122H236ZM243 121H244V119H243L241 122L243 123ZM121 122H123V123H121L122 126H125V125H126V121L124 122L123 120H121ZM152 122H153V123H152ZM152 122L150 123L152 129H153V128H154V129H157V128L159 129V128L161 127V125H163V123H161V122H159V121L156 122V121L152 120ZM59 123H60V124L57 123V125H58V127L60 126L61 129L63 130V132H64L63 135L66 136V137H67V136H68V137H72V136H73V137L70 138L71 141H70V140L68 141V145H67V142L64 143V144L62 143L63 145H61V147L58 146V145H56V146H58V147H57L58 149L60 148L59 150H58L57 148H56V149H53V148H55L56 146H53L52 148L50 147L51 149H50V148H49V149H50L51 151L49 150V153L51 152L50 154H51L53 157H52V156H48V158H47V155H50L49 153H47L45 159H46V158L49 159L48 161H52V160H54L53 158H55V160H56V159H58V157H60V159H61V157L63 158V156H64V152L67 150V151H69V152H68V155L71 154V155H72V156H71V159L74 160V159H75V156H73V155H74V154H73V153H74V152H73V151H74V147H75L76 144L78 145V143H79L81 140H83V139L85 138V134H86V133H85V132H83V133H82V132H78L79 134H81V138H79V137H77V134H71V130H70V129H71L72 127L68 129V127H70L71 125L69 126V125H67V123H64L63 121H62V122H59ZM76 123H75V124H76ZM101 123H102V122L99 121L97 124H98V127L101 125V128L103 129V127L105 126V123L103 122V123H102L103 125H102ZM134 123H135V124H134ZM231 123H232V122H231ZM97 124H96V125H97ZM123 124H124V125H123ZM130 124H133V125L131 126ZM235 124H233V125H235ZM57 125H56V127H57ZM153 125H155V127H154ZM157 125H158V126H157ZM76 126H77V125H76ZM119 126H120V125H119ZM152 126H153V127H152ZM83 127H82V128H83ZM132 127H133V128H132ZM101 128H100V129H101ZM59 129H60V128H59ZM145 129H146V127H145ZM69 130H70V131H69ZM72 130H73V129H72ZM228 130H229V129H228ZM256 131H257V130H256ZM227 132H228V131H227ZM253 132H254V131H253ZM143 133H144V132H143ZM143 133H142V134H143ZM254 133H255V132H254ZM255 134H256V133H255ZM29 135H30V133L27 134V136H29ZM143 135H144V134H143ZM175 135H176V136H175ZM88 136H89V138L93 137L91 134H87L86 138L82 141L83 143L85 142L86 139H89ZM112 136H113V135H112ZM139 136H141V137H139ZM237 136H238V135H237ZM145 137H146V136H145ZM238 137H239V136H238ZM137 139H138V140H137ZM141 139H142V141H143L144 137L141 138ZM176 139H177V140H176ZM178 139H179V140H178ZM139 140H140V141H139ZM115 141H116V139H115ZM134 141H135V143H134ZM56 142H57V141H56ZM82 142L79 143L78 147H75V151L78 150V152H80L79 149H81L80 146L83 145ZM117 142H118V141H117ZM117 142H115V144H117ZM136 142H138V143H136ZM57 143H58V142H57ZM120 143H121V142H120ZM130 143H128V145H129ZM170 143H171V145H170ZM60 144H61V142L59 143V145H60ZM84 144H85V145H83L82 148L86 149V151L82 149V150H83V154H84V152H85V153H88V152H87V151H88V150H87L88 147H87L86 143H84ZM119 145H120V144H119ZM119 145H117V147H118ZM165 145H168V146L165 147ZM107 146H108V145H107ZM100 147H101V146H100ZM127 147H128V146H127ZM149 147L147 148V147L145 146L144 148L149 149ZM108 148H109V149L112 148V147H111V144H110V147H108ZM108 148L105 147L106 150H108ZM32 149H33V148H31L30 151H29V149H28V151H29V155H30ZM101 149H102V148H101ZM112 149L115 150V148H112ZM131 149H130V150H131ZM146 149H145V150H146ZM150 149H149V150H150ZM6 150H10V149H8V147H7ZM6 150H4V152H5L4 157H3V152H2V154H0V155H2V156H0V159L5 160V164L3 163L4 161H2V160H1L2 162L0 161V163L3 164L2 167H3V166L6 167L5 169H7V172H8V174L6 173V175H7V176H9V175L11 176V174L16 173L17 170H15V169L12 168V167H13V166H12V165H13V164H12L13 161H12V163H11V162H8L9 159H10V156L13 155V152H11V150H10L9 152H7ZM33 150H34V149H33ZM57 150H58V152H57ZM60 150H61V151L63 150V151L60 152ZM106 150L104 151V148H103V150H102L103 153H104V152L106 153ZM116 150H117V149H116ZM52 151H53V152H52ZM67 151H66V154H65V155H67ZM108 151H109V150H108ZM108 151H107L106 154H102V153H101L102 155H104V159H105V157H106L105 155L108 156V154H109V152L111 151V149H110L109 152H108ZM135 151H137V150H135ZM147 151H148V150L145 151L146 154H147ZM165 151H166V152H165ZM6 152H7V153H6ZM128 152H129V151H128ZM153 152H154V153H153ZM163 152H164V153H163ZM170 152H171V153H170ZM58 153H59V154H58ZM111 153H112V152H111ZM11 154H12V155H11ZM31 154H33V155L35 156V151H34V153H31ZM62 154H63V155H62ZM80 154H81V153H80ZM118 154H120V153H118ZM122 154H124V153H122ZM126 154H127V153H126ZM214 154H215V153H214ZM6 155H7V158H9V159H7V158L5 157ZM33 155H30V156H32V157L34 158ZM55 155H56V156H55ZM68 155H67L65 158L68 159V158H69ZM75 155H76V154H75ZM94 155H95V154H94ZM94 155H93V156H94ZM99 155H100V153H98V158L95 157V158H93V159H96V158H97V160L100 159V161H101V160L103 159V156H99ZM113 155H114V153L112 154V156H113ZM115 155H116V154H115ZM127 155H128V154H127ZM147 155H148V154H147ZM217 155H218V154H217ZM27 156H28V155H27ZM80 156H81V160H82V158H84V157L82 156V154H81ZM84 156H86V155L84 154ZM87 156H88V157H87V158L85 157V158H86V159L90 158V161H89V162L97 163L96 161H95V162H94V161H91V160H92V159H91V156H92V155H87ZM112 156H110V154H109V157H112ZM123 156H124V155H123ZM137 156H138V159H139V157H141V156H139L138 154H137ZM144 156H146L145 153H144ZM144 156L142 155V157H141L140 159H141L142 161H146V162L142 163V165H141L140 163H141L142 161H141V160H138L137 163H139V162L141 161V162L139 163L138 166H139V167H140V165L143 166V167H140L142 172H144V170H146V168L148 167L147 170L144 172V174H145L144 176H146V174H148L149 172L151 173V169H152V170L154 169V165H153V163H152V162H153V158H150V159H149V157H151L150 154H149L148 157L146 156V158H145ZM215 156H216V155H215ZM1 157H2V158H1ZM56 157H57V158H56ZM72 157H73L74 159H73ZM99 157H101V158H99ZM109 157H108V159L110 160ZM117 157H118V156H117ZM117 157L115 156V159H116ZM165 157H166V156H165ZM4 158H5V159H4ZM30 158H31V157H30ZM33 158H32L31 160H34ZM65 158H63V159L66 160ZM112 158H113V157H112ZM112 158H111V159H112ZM119 158H120V157H118V159H119ZM166 158H167V157H166ZM69 159H70V158H69ZM71 159H70V160H71ZM76 159H78V156H77ZM79 159H80V157H79ZM86 159H83V160H85V163H87ZM104 159H103V160H104ZM143 159H145V160H143ZM151 159H152V161H151ZM156 159H155V160H156ZM167 159H168V158H167ZM7 160H8V161H7ZM25 160H26V159H25ZM31 160L28 158V161H31ZM72 160L69 161V162H73V163H74V161H72ZM83 160H82V161H83ZM88 160H89V159H88ZM109 160H107V157H106V159H105L104 161H101L102 164H101V162L99 161L100 164L103 165V167H100V168H104L106 165H104L103 162L106 161L105 163H108ZM120 160H121V159H120ZM123 160H124V159H123ZM66 161H67V160H66ZM75 161H76V160H75ZM110 161H111V160H110ZM117 161H119V160H117ZM149 161H151V162H149ZM6 162L9 163V166L7 165ZM76 162H78V160H77ZM80 162H81V161H80ZM119 162H120V161H119ZM122 162H123V161H122ZM148 162H149V163H148ZM155 162H156V161H154V163H155ZM65 163H66V162H65ZM128 163H129V161H128ZM32 164H33V163H32ZM32 164H31V165L28 164L29 166H26V165H25V166H22V167H25V168L28 167L29 169H31L32 172L29 171L28 169H25V168H22V167H21L22 169H25V170H28V171H29V172H27V171H23V172H22V173H24V174H25V172H26V174H28V175L26 176V179H23V178H22V177H23V176H22L23 174L21 173V174H19V175H15V176L13 177L12 180H13V182L16 183V184L24 183L23 186H24V185H29V186L31 185L30 187H31L32 189H31V188H30V189H31V190H34V189H35L37 192H36L35 190H34L35 192H34V191H31L30 194H31V195L33 194L32 196L29 195V194H26L27 192H25L24 195L22 194L23 199H21L22 196H19V198H18V197H15V196H12V194H10V196H9L7 193H3V191L0 190V195H1V196H0V199H1L2 203H3V205H5V208H3V209H4L3 212L1 211V212L3 213V215H0V221L3 219V217L6 218L5 221H7V220L9 221V220H11L9 217H12V216L15 217L14 215H17V217H15L14 219H16V218L18 219V218H20V216H21V218H20L21 223H20V224H22V222L25 221V220L28 218L27 215L31 214V212H32V214H33V215L31 214V215L33 216L32 219H33L34 217H37L38 213H37V211L34 209L33 205H32L29 201H27V202H28V206H27V203H24V202H26V200H28V199H25L26 197H27V198H30V197H31V198H30V199H31L30 201H32V203L36 200L35 198H37V200L41 202V203H39V206H41V204L44 205L45 208H47L48 206H50V208H51V210H52V212H53V216L56 215V214L58 213V214L61 216V218H63V220H64V219H68V220H70V218H66V216L69 217V216H68L69 213L73 212V207H72L73 204H72V203H73L74 201H73L72 203L68 202V201L70 200V196L72 197V194H71V193H72V190L68 188L69 186L67 187L68 183H70V180L67 182V185H63V187H62V186H60V187L58 186L60 189L56 187V183H54V184L52 185V187H51V184H50V181H49V182L47 183V185H48L47 189H48V190H46V191H48L49 193H51L50 195H53V196H50L49 193H48V196H45V197H49V198H48L49 200H48L47 198L44 197V195H47V194H44V195H43V193H39V192H40V189H42V188H41L40 186L38 187V184H35V183L32 184L31 182H33V181H31L30 179H27V177H28L29 175H32V174L34 173V171H35V173H36L37 168L39 167L37 164H35V165H37L38 167L35 166L34 164H33V165H32ZM87 164H88V163H87ZM108 164H110V163H108ZM148 164H149L150 166H148ZM260 164H261V165H259V163L257 164V165H258V168L263 169L264 167L262 166V164L264 165V163H263V162H260ZM10 165H11L12 167H11ZM63 165H64V164H63ZM63 165H61V167L63 168V170H62L61 167L58 168V170L61 169V170H60L61 172L59 171L60 174H61V176H60V174H59V177L62 179L63 174H64V176H65V174H66L65 177L63 176V178L68 179V178L70 177V171L68 170V171H69V175H68V174L66 173V172H68V171H67V170H66V172L64 171V167H63ZM91 165H92V164H91ZM97 165H99V163H98ZM33 166H34V168H31V167H33ZM88 166L90 167V163H89L86 167H88ZM99 166H100V165H99ZM135 166L138 167L137 165L134 164V167H135ZM261 166H262V167H261ZM0 167H1V166H0ZM35 167H36V168H35ZM86 167H85V168H86ZM106 167H107V166H106ZM110 167H111V166H110ZM134 167H133V169H134ZM3 168H4V167H3ZM11 168H12L13 170H12ZM98 168H99V167H98ZM98 168H97V169H98ZM66 169H68V168H66ZM105 169H106V168H105ZM105 169H104V170H105ZM138 169H139V168H138ZM148 169H150V170H148ZM8 170H10V171L13 172V173H10ZM33 170H34V171H33ZM93 170H94V169H93ZM93 170H92V171H93ZM256 170H257V169H256ZM38 171H40V170H38ZM62 171H63V172H62ZM86 171H87V170H86ZM89 171H90V170H89ZM89 171H88V172H89ZM94 171H95V170H94ZM97 171H98V170H97ZM134 171H136V169H135ZM138 172H140V171L138 170ZM207 172H208V171H207ZM1 173H2V171H1ZM29 173H32V174H29ZM37 173H38V174H37ZM37 173L35 174L36 176L38 175L39 178L42 177L41 171H40V174H39V172H37ZM208 173H209V172H208ZM258 173H259L260 175L262 174V173H260V172H258ZM97 174H99V172H98ZM97 174H95L94 178L99 177L100 174H99L98 176H97ZM0 175H2V174H0ZM142 175H143V173H142ZM18 176L20 177V179H19ZM127 176H128V175H127ZM5 177H6V176L3 175V179L0 178V184H1V182H2L1 180H4ZM33 177H34V178H38V177H35V176H33ZM67 177H68V178H67ZM101 178H102V177H99V179H101ZM16 179H17V180H16ZM21 179H23L24 181L21 180ZM65 179H62V180H64V183L66 184ZM102 179H103V178H102ZM19 180H20V181H19ZM29 180H30L31 182H29ZM62 180H61V181H62ZM15 181H17V182L19 181V182L17 183V182H15ZM21 181H23V182H21ZM26 181H28V183H26ZM103 181H104V182H103L104 184L101 183V184L103 185V186H101V189H103V187H104V188L107 187V188L111 191V190L113 189V187H112V185H111L110 183H112V182H107L106 179H103ZM51 182L53 183L52 180H51ZM106 182H107V184H108L107 186H105V185H106ZM109 184H110V185H109ZM112 184L115 185L114 183H112ZM35 185H36V186H35ZM261 185H262V184H261ZM32 186H33V187H32ZM53 186H55V187H53ZM65 186H66V187H65ZM110 186L112 187V189H111ZM238 186H239V185H238ZM257 186H258V185H257ZM259 186H260V185H259ZM35 187H36V188H35ZM37 187L40 188V189L38 190ZM52 188H53V189H52ZM63 188H64L65 190L68 189V190H66L68 193H69V191H70L69 196L66 197V195H68V193H67L66 191L64 192V189H63ZM115 188L117 189L118 186L116 185ZM115 188L113 189L114 191L116 190ZM239 188H241V186H239ZM0 189H1V188H0ZM50 189H51V190H50ZM55 189H57V193H56V191H55V194H53ZM73 190H74V189H73ZM97 190H98V189H97ZM99 190H100V188H99ZM113 190H112V191H113ZM241 190H244V189H242V188L239 189V191L242 193L243 191H241ZM50 191H51V192H50ZM52 191H53V193H52ZM61 191H62V192H61ZM112 191H111V193H112ZM114 191H113V192H114ZM100 192H101V191H99V193H100ZM58 193H61V195H63L62 193H64V195L61 196V195L58 194ZM103 193H104V192H103ZM103 193H101V194H103ZM3 194L5 195V197H4ZM34 194H35V195H34ZM65 194H66V195H65ZM25 195H26V197H25ZM37 195H38V196H37ZM39 195H40V196H39ZM95 195H97V194L95 193ZM103 195H104V194H103ZM8 196H9V197H8ZM11 196L13 197L12 199H10ZM42 196H43L44 199H46V203H47V205L43 203V198H42ZM93 196H94V194H93ZM99 196L101 197V195H100V194L97 195L98 202H95L96 204H101V202L104 201V200H103L104 198H102V197L100 198ZM7 197H8V198H7ZM24 197H25V198H24ZM33 197H34V199H32ZM55 197H58V199L56 200ZM62 197L64 198V200H63ZM94 197L96 198V196H94ZM3 198H4V199H3ZM50 198H51V200H50ZM52 198L55 199L56 201L53 200ZM59 198H60L62 201H61ZM67 198H69V200H68ZM92 198H93V197H92ZM95 198H94V200L96 201L97 199H95ZM99 198H100V199H99ZM209 198H211V197H209ZM6 199H7V200H6ZM8 199H9V202H7ZM16 199H17V200H16ZM20 199H21V200H20ZM65 199H67V200H65ZM74 199H75V198H74ZM115 199L118 200L117 198H115ZM5 200H6V201H5ZM10 200H11L12 202H11ZM116 200H115V201H116ZM16 201H17L18 203H17ZM53 201H54V202H53ZM59 201L62 202L63 205L65 204V203H64L65 201H66L68 204H70V205H68V206H65V205L63 206V205H61V206L58 207V205H60V202H59ZM4 202H5V203H4ZM6 202H7V203H6ZM20 202H21V203H20ZM57 202H58V203H57ZM117 202H118V201H117ZM50 203H51V204H50ZM52 203H53V204H52ZM56 203H57V204H56ZM62 203H61V204H62ZM67 203H66V205H67ZM14 204H15V207H12V205L14 206ZM54 204H55V205H54ZM146 204H148V203H146ZM8 205H9V206H8ZM19 205H21V206H19ZM22 205L24 206V208H23ZM71 205H72V206H71ZM10 206L13 208V210H14V208H15L16 212H14L15 210H14V211L11 210V211L14 212V214H13L10 210H8L9 208H11ZM18 206H19V207H18ZM30 206H31V207H30ZM53 206H54V207H53ZM145 206H146V205H145ZM145 206H143V207H145ZM236 206H237V209H239V207H238L239 204L236 205ZM20 207H21V209H20ZM27 207H29L30 209L33 208V211H31L32 209L30 210V209L27 208ZM41 207H42V206H41ZM52 207H53V209H52ZM57 207H58V208H57ZM63 207H64V208H63ZM7 208H8V209H7ZM17 208H18L19 210H18ZM22 208H23L24 210H27L28 212L22 210ZM45 208H44V209H45ZM50 208H49V210H50ZM55 208L57 209V211H56ZM62 208H63V209H62ZM65 208H66V209H65ZM67 208H69V210H67ZM82 208H83V206H82ZM86 208H88V207H86ZM133 208H134V207H133ZM133 208H131V209H133ZM5 209H6V210H5ZM47 209H48V208H47ZM54 209H55V211H53ZM64 209L67 210V211H70V210H71V212H67V211H65ZM80 209H81V208H80ZM143 209H144V208H143ZM21 210H22V211H21ZM51 210H50V211H51ZM61 210H62V211H61ZM6 211H8V212H7L8 215L6 214ZM18 211H19V212H18ZM35 211H36V213H35ZM64 211H65V212H64ZM261 211H262V210H261ZM24 212H25V213H24ZM26 212H27V213H26ZM29 212H30V213H29ZM56 212H57V213H56ZM79 212H81V211L79 210ZM79 212H78V213H79ZM23 213H24V215H23ZM60 213H61V214H60ZM64 213H65V215H64ZM67 213H68V214H67ZM78 213H76V214H78ZM130 213H131V212H130ZM259 213H260V212H259ZM10 214H12V215H10ZM26 214H27V215H26ZM35 214H36V215H35ZM74 214H75V213H74ZM18 215H19V217H18ZM59 215H56V216H59ZM62 215H64V216L62 217ZM72 215H73V214H71L70 216H72ZM129 215H130V214H129ZM1 216H2V217H1ZM6 216H7V217H6ZM43 216H44V215H43ZM43 216L40 215L41 218H40V217H37V218L39 219V223H40L39 229H41V231L45 233V231L48 230V227L51 226L52 228L50 227L51 229L49 228V230L54 229V230L56 231L57 228H56L54 225L47 224V223H46V220H47V219H46V218L43 219ZM46 216H47V215L45 214L44 217H46ZM74 216H76V215H74ZM78 216H79V215H78ZM126 216H127V215H126ZM252 216H254V215H252ZM13 217H12V218H13ZM250 217H251V215H250ZM255 217H256V216H255ZM23 218H24V219H23ZM17 219H16V221H17ZM22 219H23V220H22ZM250 219H251V218H250ZM27 220H28V219H27ZM44 220H45V221H44ZM72 220H73V219H72ZM18 221H19V220H18ZM28 221H29V220H28ZM42 221H44V222H42ZM70 221H71V220H70ZM1 222H2V221H1ZM41 222H42V223H41ZM71 222L74 223V220L71 221ZM75 222H76V220H75ZM247 222H249V221H247ZM250 222H252V220H250ZM8 223H10V221H9ZM44 223H46V224H44ZM77 223H78V222H77ZM252 223H253V222H252ZM0 224H1V223H0ZM10 224H11V223H10ZM43 224H44V225H43ZM5 225H7V223H5ZM8 225H9V224H8ZM47 225H48V226H47ZM49 225H50V226H49ZM55 225H56V224H55ZM75 225H76V223H74V226H75ZM124 225H125V222H124ZM248 225H249V224H248ZM251 225H253V224H251ZM1 226H4V225L1 224ZM42 226H43V227H42ZM125 226H126V225H125ZM44 227H46V230H45V231H44V229H43ZM55 228H56V229H55ZM58 228H59V227H58ZM125 228H126V227H125ZM39 229H38V231H36V233H37V232L40 233ZM54 230H52V231L55 232ZM52 231H50L49 233H51ZM39 233H38V235H42V236L48 235V233H47V234H46V233H45V234H44V233H43V234H42V233L39 234ZM107 234H108V233H107ZM107 234H106V235L103 234V235H104V236H109V235H107ZM120 235H121V233H120ZM48 236H49V235H48ZM45 237H47V236H45ZM41 238H42V237H41ZM237 238H239V237H237ZM49 242H50V241H48L47 243H49ZM51 243H53V242L51 241ZM69 243H70V242H69ZM125 243H126V242H125ZM125 243H123V245H124ZM259 243H260V242H259ZM67 244H68V243H67ZM53 245H54V244H53ZM68 245H69V244H68ZM263 245H264V244H263ZM48 246H49V244H48ZM50 246H51V245H50ZM124 246H125V245H124ZM43 247H44V246H43ZM52 247H53V246H52ZM261 247H262V245H261ZM46 248H47V247H46ZM49 250H50V247H49ZM105 250H109V249H105ZM105 250H104V251H105ZM52 252H53V251H52ZM54 252H55V251H54ZM107 252H108V251H107ZM107 252H106V253H107ZM109 252H110V251H109ZM50 253H51V250H50ZM101 253H102V252H101ZM103 253L105 254V252H103ZM263 253H264V252L262 251L261 254H263ZM47 254L49 255V253H47ZM53 254H54V253H53ZM76 254H77V253H76ZM81 254H82V253H81ZM81 254H79V255L77 254V256H80ZM98 254H99V252H98ZM61 255H62V254H61ZM82 255H83V254H82ZM82 255H81V256H82ZM102 255H103V254H102ZM53 256H54V255H53ZM105 256H106V255H105ZM261 256H262V255H261ZM56 257H57V256H56ZM263 257H264V256H263ZM53 258H54V257H52V259H53ZM58 258H59V257H58ZM75 258L77 259L76 255L74 256V259H75ZM78 258L80 259V261H81V263H82L83 260L81 259V257H78ZM61 259H62V260H61ZM71 259H72V258H71ZM76 259H75V260H76ZM83 259H84V258H83ZM256 259H257V261H258V259H260V256H259L258 258L256 257ZM261 259L264 260V258H262V257H261ZM56 260H57V259H56ZM60 260H61V263H62V262H64L65 259H63V256H62V258H60ZM60 260H57V262L59 263ZM75 260H74V262L77 261V260H76V261H75ZM84 260H86V259H84ZM128 260H129V259H128ZM133 260H135V259H133ZM133 260H132V258H130L129 261H133ZM49 261H52V260H51V257H50V260H49ZM70 261H73V259L70 260ZM80 261H79V262H80ZM140 261L142 262V259H140ZM55 262H56V261H55ZM67 262H68V259H67ZM74 262H72V263H74ZM83 262H84V261H83ZM134 262H135V261H134ZM1 263H2V262H1ZM4 263H5V262H4ZM52 263H54V262H52ZM52 263H51V264H52ZM58 263H57V264H58ZM68 263H71V262H68ZM84 263H85V262H84ZM136 263H138V262H137V259H136ZM2 264H3V263H2ZM5 264H6V263H5ZM48 264H50V263H48ZM142 264H144V263H142ZM218 264H219V263H218Z\"/></svg>",
	"mask_w": 264,
	"mask_h": 264
}]
</instances>
